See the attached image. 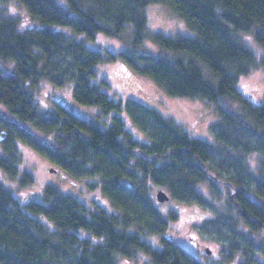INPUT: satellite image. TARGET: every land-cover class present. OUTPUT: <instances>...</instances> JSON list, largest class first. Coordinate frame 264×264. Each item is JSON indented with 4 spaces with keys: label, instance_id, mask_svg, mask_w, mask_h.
Returning a JSON list of instances; mask_svg holds the SVG:
<instances>
[{
    "label": "trees",
    "instance_id": "trees-1",
    "mask_svg": "<svg viewBox=\"0 0 264 264\" xmlns=\"http://www.w3.org/2000/svg\"><path fill=\"white\" fill-rule=\"evenodd\" d=\"M11 1L0 0V59L14 63L13 72L0 65V173L23 187L34 183L21 170L19 143H26L76 178L97 177L111 207L90 208L53 184L44 201H20L0 178V264H117L140 252L154 264H201L168 232L177 212L164 216L153 193L207 205L204 182L228 189L225 210L201 229L228 243L220 264L238 255L239 264H260L264 248L254 249L238 225L264 232V178L246 158L264 155V103L238 89L258 58L237 34L251 32L264 47V0H13L37 24L25 29L5 9ZM152 3L194 34L151 32ZM100 34L128 48L102 52L91 44ZM147 39L156 51L145 50ZM119 57L172 96L215 104V141L192 137L136 99L112 97L97 67ZM258 62L264 69V59ZM44 80L73 83L75 100L101 114L85 118L60 103L42 113ZM149 233L161 236L162 248L142 237Z\"/></svg>",
    "mask_w": 264,
    "mask_h": 264
},
{
    "label": "rangeland",
    "instance_id": "rangeland-1",
    "mask_svg": "<svg viewBox=\"0 0 264 264\" xmlns=\"http://www.w3.org/2000/svg\"><path fill=\"white\" fill-rule=\"evenodd\" d=\"M5 9L10 15L19 19V25L22 29L37 26L17 2L12 0L5 5ZM146 12L151 32L166 35L192 36L194 34L183 18L160 3L148 5ZM237 36L254 51L258 61L264 59V47L255 40L253 33H238ZM91 44L102 52H105V49H110L115 53H120L128 48L121 40L104 34H100ZM156 48L157 46L152 41L146 40L145 50L152 52L156 51ZM258 61L255 62L249 74L241 77L238 89L253 103L262 104L264 103V69ZM0 65L7 71H14V63L10 60L0 59ZM97 70L102 77H106L110 82L112 87L110 95L115 99L121 98L123 101L127 98L136 99L172 118L192 137L210 142L215 141L216 137L212 130L213 124L218 119L215 104L189 97L172 96L153 79L137 73L121 57L101 63ZM38 96L37 105L42 113L51 112L57 103L65 105L71 111L85 118H95L102 111L98 106L77 102L73 97V83H66L65 86L61 87L51 81L44 80ZM136 135L139 136L137 133ZM19 148L23 157L21 170L30 171L33 174L34 183L23 187L17 185V181H13L5 174L0 173V178L5 185L12 189L20 201L27 200V198L44 201L45 187L53 184L58 186L63 193L79 199L90 208L100 205L109 210L108 208L111 207L110 200L104 194L101 185L98 184L99 179L97 177L76 178L28 144L20 142ZM246 158L252 173L264 178V155L249 153ZM222 187V191H216L207 182L199 186V189L206 195V199L209 200L207 205L180 202L174 197L160 202L156 198L160 188H156L153 193V198L164 216L168 217V215L177 212L178 219L170 222L168 232L176 237L181 246L193 253L201 261V264H220L222 251L229 246L228 243L219 240L213 232L207 231L206 228L201 230L205 222L211 221L219 213V210L226 208L225 199L228 189L224 185ZM215 192L223 196H218ZM238 227L240 233L243 232L246 237L256 243L254 249L264 248V232L255 233L251 231L241 220ZM142 237L154 247L162 248L159 234H142ZM241 258L240 255L235 256L231 260L224 261V264H239ZM256 258L260 264H264V253L256 254ZM117 264H154V262L140 252L136 258L119 257Z\"/></svg>",
    "mask_w": 264,
    "mask_h": 264
},
{
    "label": "water",
    "instance_id": "water-1",
    "mask_svg": "<svg viewBox=\"0 0 264 264\" xmlns=\"http://www.w3.org/2000/svg\"><path fill=\"white\" fill-rule=\"evenodd\" d=\"M157 199L160 201V202H164V201H167L170 199V196L167 194L166 191H164L163 189H160L158 192H157ZM210 252V251H208Z\"/></svg>",
    "mask_w": 264,
    "mask_h": 264
}]
</instances>
